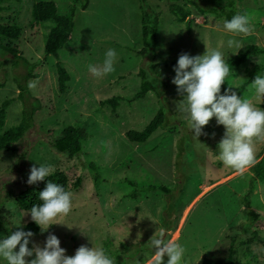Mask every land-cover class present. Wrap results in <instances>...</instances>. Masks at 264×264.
<instances>
[{"label":"rangeland","instance_id":"1","mask_svg":"<svg viewBox=\"0 0 264 264\" xmlns=\"http://www.w3.org/2000/svg\"><path fill=\"white\" fill-rule=\"evenodd\" d=\"M51 1L63 12L69 3ZM88 3L86 10L77 12L72 41L58 52V59L44 57L43 31L29 24L31 0H5L1 5L0 24L15 21L21 27L12 45L30 64H38L33 71L38 77L29 79L38 83L29 91L40 101L41 109L16 144V153L0 151V240L20 228L24 230L32 221L30 212L20 210L14 197L35 185L27 183L33 165L50 164L54 171L81 178V186L71 191L70 214L58 216L52 223H60L47 230L48 235L60 239L67 255H74L81 245L91 248L95 244L114 257L116 264H147L155 250L146 244L156 231L163 230L165 238H174L186 248L184 264H201L209 258L225 260L232 239L236 243V239L240 242L248 237L252 238L249 245L238 246L236 264H264V186L253 175V168L264 156V138H254L256 161L243 174L226 168L216 158L226 129L214 117L203 128L207 135L199 137L205 145L197 147L200 142L188 126L186 113L178 111L184 97L172 83L174 67L161 66L177 60L181 53L203 55L206 44L210 50L219 48L229 63L239 50L227 46L229 39L241 41L243 47L254 44L264 49V0L237 2V9L251 18L254 31L248 35L228 32L223 24L201 15L192 5L188 6V29L168 10L170 3H182L180 0ZM141 8L161 14L157 43L155 47L149 45L146 56L140 53L144 47ZM110 48L117 52L116 71L97 78L88 65H102ZM11 60L10 55L0 56V105L18 97L14 78L25 74V69ZM57 61L71 77L64 95L53 91ZM263 62L264 55H256L237 68L231 67L232 74L221 86V94L231 84L239 96L246 95L261 108L264 97L257 99L254 89L243 86L249 79L248 71ZM141 69L154 91L129 104L126 99L138 89ZM115 95L123 98L116 110L101 105ZM22 109L21 101L11 103L5 129L19 124ZM158 111L166 116L164 127L143 144L131 143L125 133L143 129ZM67 126L87 134L80 140L81 153L74 157L51 146ZM153 185H162L167 192L153 190ZM32 241L44 247L46 238L34 236ZM29 247H33L32 242ZM167 260L166 255L164 264ZM0 264L6 261L0 259Z\"/></svg>","mask_w":264,"mask_h":264},{"label":"clouds","instance_id":"2","mask_svg":"<svg viewBox=\"0 0 264 264\" xmlns=\"http://www.w3.org/2000/svg\"><path fill=\"white\" fill-rule=\"evenodd\" d=\"M223 27L234 35H248L254 31L248 13L235 14L230 20L224 21ZM227 46L234 49L243 47L242 42L236 39H229ZM116 58V50L110 48L105 53L102 65L89 64L88 69L97 78L114 73ZM174 71L176 75L172 83L184 97L178 104V111L186 113L194 138L199 141L201 135H207L203 128L215 117L217 124L226 129L218 144L219 153L216 158L226 168L243 174L256 161L254 138H264V108L255 106L246 95L239 96L229 83L227 91L221 94V86L233 70L219 48L210 50L206 44L203 55L181 53ZM37 83L29 81L27 86L34 90ZM249 88L255 90L257 99L264 97V75L258 73ZM204 145L200 142L197 147ZM53 171L54 167L50 164H39V167L33 165L27 183L32 185L43 181ZM73 196V192L66 190L63 185L49 180L44 190L39 192L42 203L30 209L32 221L40 226L42 232L47 231L51 225L60 223H52L58 216L70 214ZM34 235L22 228L11 232L0 240V259L6 261V264H116L114 257L95 244L91 248L81 245L74 255H67L55 234L48 235L44 247L32 241ZM165 236L166 233L160 230L149 239L146 245L155 252L147 264H164L166 255L167 264H184L186 248L174 238L168 239ZM30 242L33 243L31 248ZM33 256L35 258L27 259Z\"/></svg>","mask_w":264,"mask_h":264},{"label":"trees","instance_id":"3","mask_svg":"<svg viewBox=\"0 0 264 264\" xmlns=\"http://www.w3.org/2000/svg\"><path fill=\"white\" fill-rule=\"evenodd\" d=\"M31 27H39L43 33V53L44 57L54 56L58 59V52L63 49L67 44L72 41V35L75 30V17L78 11H83L88 8V0H69L66 11H61L58 5L51 0H31ZM142 1V0H141ZM144 1V0H143ZM182 3H170L168 10L171 15L174 16L178 23H185L188 29L191 27V23L188 18L191 15L189 5H192L201 15L206 16L213 20L217 24H224L225 20H230L235 14L241 13L240 9H237V2L240 0H180ZM5 0H0V10L3 8L1 5ZM141 7V6H140ZM141 37L143 41V49L141 54L146 56L149 52V45L153 43L154 47L157 43V33L161 23V14L156 11L142 10L141 8ZM21 34V27L12 21L10 24H0V56L5 58L7 55L11 56L12 64L20 66L25 69V74L22 76H16L14 78L15 85L18 88V97L16 99H6L0 105V151L7 153H16V144L24 137L33 124L34 115L41 109V103L38 99L32 97L28 88L29 79L38 77V73H33L34 69L38 66L37 63L30 64L22 55L19 54L16 46L12 45L13 41L18 39ZM264 55V49L254 45L248 44L242 49H239L237 53L229 61V66L237 68L243 64L250 56ZM177 60H168L161 64L165 67H175ZM2 65V62H0ZM264 72V62L254 65L249 71V79L244 84L243 88L250 86L255 76L258 73ZM140 77V85L133 96L126 99V102L132 104L146 97L147 94L154 91V86L150 80L147 79L146 72L141 69L138 73ZM70 74L63 66L61 62L55 63V83L54 94L64 95L67 92V84L70 81ZM1 86V84H0ZM222 89V88H221ZM14 100H19L22 103V117L19 124L5 129V119L7 110ZM123 98L119 95L112 96L101 102V105H108L113 110L119 106ZM264 108V104L261 106ZM165 114L162 111H158L151 121L141 130H130L125 133L127 139L134 144H143L148 138L156 132L159 128L164 127ZM87 134L81 128L74 126L65 127L60 136L51 141V146L60 153H65L69 157L77 156L81 153L82 145L80 140L86 138ZM253 175L256 180L261 182L264 186V156L253 168ZM59 183L65 187L66 190H76L81 186V178L70 177L63 171H54L51 176L45 178V180L38 182L34 186L27 187L19 192L15 197V204L17 207L26 212H30V209L35 204H41L39 199V192L44 190L48 181ZM151 189H160L167 192V189L162 185H153ZM131 198L134 194L129 195ZM24 231H31L34 236H42L47 239V231L42 232L40 226L34 221L28 222ZM255 235V234H253ZM33 236V237H34ZM235 238L232 239L228 252V257L225 260H214L212 258L205 259L201 264H236L238 257V246L249 245L252 238H247L234 243Z\"/></svg>","mask_w":264,"mask_h":264}]
</instances>
